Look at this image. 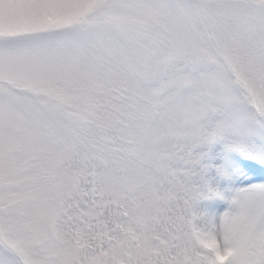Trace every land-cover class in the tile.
Returning a JSON list of instances; mask_svg holds the SVG:
<instances>
[{"label":"snow or ice","instance_id":"snow-or-ice-1","mask_svg":"<svg viewBox=\"0 0 264 264\" xmlns=\"http://www.w3.org/2000/svg\"><path fill=\"white\" fill-rule=\"evenodd\" d=\"M0 264H264V0H0Z\"/></svg>","mask_w":264,"mask_h":264},{"label":"rangeland","instance_id":"rangeland-1","mask_svg":"<svg viewBox=\"0 0 264 264\" xmlns=\"http://www.w3.org/2000/svg\"><path fill=\"white\" fill-rule=\"evenodd\" d=\"M217 165H223L224 162L220 160L214 161ZM224 176H215L211 181V186L216 191L217 195L208 196L205 199L199 200L194 206L196 214H203L206 219H218L228 209V202L232 198L234 189L239 186L240 181L236 180L232 174L231 169L226 165Z\"/></svg>","mask_w":264,"mask_h":264}]
</instances>
